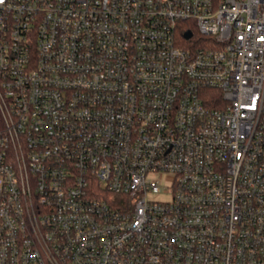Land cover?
I'll use <instances>...</instances> for the list:
<instances>
[{"label": "built area", "instance_id": "obj_1", "mask_svg": "<svg viewBox=\"0 0 264 264\" xmlns=\"http://www.w3.org/2000/svg\"><path fill=\"white\" fill-rule=\"evenodd\" d=\"M0 264H264V0H0Z\"/></svg>", "mask_w": 264, "mask_h": 264}, {"label": "trees", "instance_id": "obj_2", "mask_svg": "<svg viewBox=\"0 0 264 264\" xmlns=\"http://www.w3.org/2000/svg\"><path fill=\"white\" fill-rule=\"evenodd\" d=\"M185 22H189V21H185ZM191 24V23H190ZM189 28L192 29V31L195 33V36L199 35V32L197 30V28L193 25H190ZM183 32H184V29H182L179 33V37L182 41H184L185 39L183 38Z\"/></svg>", "mask_w": 264, "mask_h": 264}, {"label": "rangeland", "instance_id": "obj_3", "mask_svg": "<svg viewBox=\"0 0 264 264\" xmlns=\"http://www.w3.org/2000/svg\"><path fill=\"white\" fill-rule=\"evenodd\" d=\"M200 42H201L200 34L195 36L192 40L186 41L187 44H194V43H198L199 44ZM162 187H164V185Z\"/></svg>", "mask_w": 264, "mask_h": 264}, {"label": "water", "instance_id": "obj_4", "mask_svg": "<svg viewBox=\"0 0 264 264\" xmlns=\"http://www.w3.org/2000/svg\"><path fill=\"white\" fill-rule=\"evenodd\" d=\"M193 36V31L192 30H187L185 33H184V37L189 39Z\"/></svg>", "mask_w": 264, "mask_h": 264}]
</instances>
